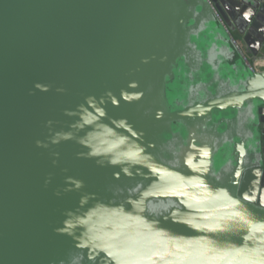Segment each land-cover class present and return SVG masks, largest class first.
<instances>
[{"label":"water","instance_id":"water-1","mask_svg":"<svg viewBox=\"0 0 264 264\" xmlns=\"http://www.w3.org/2000/svg\"><path fill=\"white\" fill-rule=\"evenodd\" d=\"M214 21L264 61V0H0V264H264V71L165 108L233 58L190 41Z\"/></svg>","mask_w":264,"mask_h":264},{"label":"rangeland","instance_id":"rangeland-1","mask_svg":"<svg viewBox=\"0 0 264 264\" xmlns=\"http://www.w3.org/2000/svg\"><path fill=\"white\" fill-rule=\"evenodd\" d=\"M232 39L237 43L238 49L232 43ZM241 40V36L236 32H231L229 34L219 21L207 23L204 32L197 37H192L190 40L197 45L196 48L198 50L203 51V53L206 54L203 59L206 61V58L209 55L207 52H209V49H212L214 46L217 50H221L226 46L233 58H229L226 62L220 63L216 67L208 66L206 65V62H203L200 72L197 74V78L201 80V82H199V87L203 86L204 88L199 90L195 96V90L193 87L197 84L196 80L190 82L186 77L179 78V73H175L172 83L166 87V110L170 113L181 112L188 106L197 104L206 99L208 94H215L217 89L223 86V83L230 87H238L239 80L250 74L244 57L251 65H253V58L245 53ZM249 109L250 106L248 104H243L240 109L227 108L218 112L216 111L213 118L206 123L205 127H214L219 135L227 134L229 139L237 141L239 128L237 127L236 119L239 116L248 115L250 111ZM183 123V121H178L177 124L173 123L172 127H170L166 135L163 137V142H167L169 138H171V141L175 140L176 151H179L181 148L180 142L177 140L178 138H181L182 145H185L188 143L193 131L199 132L189 125L187 132L183 131L178 125L180 124V126H182ZM247 129L250 130V119L248 117L245 124V130L247 131ZM231 145L232 144L229 142H224L222 147L217 150L213 157L212 172H217L221 168L227 166L229 162L233 161L230 151ZM164 157L169 159L167 153H164Z\"/></svg>","mask_w":264,"mask_h":264},{"label":"built area","instance_id":"built-area-1","mask_svg":"<svg viewBox=\"0 0 264 264\" xmlns=\"http://www.w3.org/2000/svg\"><path fill=\"white\" fill-rule=\"evenodd\" d=\"M217 16V15H216ZM218 17V16H217ZM219 18V17H218ZM220 21V19H218ZM221 22V21H220ZM232 43L235 45V47L238 49V45L237 43L234 41V39H232ZM244 60L246 61L247 63V67H248V70L250 72H259V70L261 69L260 67L261 66H264V61H260V60H255L257 62L253 63V65H251L244 57Z\"/></svg>","mask_w":264,"mask_h":264},{"label":"crops","instance_id":"crops-1","mask_svg":"<svg viewBox=\"0 0 264 264\" xmlns=\"http://www.w3.org/2000/svg\"><path fill=\"white\" fill-rule=\"evenodd\" d=\"M242 51V50H241ZM253 58V57H252ZM260 57H257V58H255V59H253V63H255V62H257V61H255V60H258ZM261 69L259 70V71H264V66H261L260 67Z\"/></svg>","mask_w":264,"mask_h":264},{"label":"flooded vegetation","instance_id":"flooded-vegetation-1","mask_svg":"<svg viewBox=\"0 0 264 264\" xmlns=\"http://www.w3.org/2000/svg\"><path fill=\"white\" fill-rule=\"evenodd\" d=\"M250 110V109H249Z\"/></svg>","mask_w":264,"mask_h":264}]
</instances>
